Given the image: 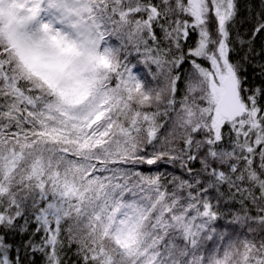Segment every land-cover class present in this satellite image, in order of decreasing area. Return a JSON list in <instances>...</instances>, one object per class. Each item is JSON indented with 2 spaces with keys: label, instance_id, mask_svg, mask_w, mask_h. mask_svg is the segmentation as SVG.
<instances>
[{
  "label": "snow or ice",
  "instance_id": "6c2138e0",
  "mask_svg": "<svg viewBox=\"0 0 264 264\" xmlns=\"http://www.w3.org/2000/svg\"><path fill=\"white\" fill-rule=\"evenodd\" d=\"M0 264H264V0H0Z\"/></svg>",
  "mask_w": 264,
  "mask_h": 264
},
{
  "label": "trees",
  "instance_id": "16d2710c",
  "mask_svg": "<svg viewBox=\"0 0 264 264\" xmlns=\"http://www.w3.org/2000/svg\"><path fill=\"white\" fill-rule=\"evenodd\" d=\"M242 2H243V0H242Z\"/></svg>",
  "mask_w": 264,
  "mask_h": 264
}]
</instances>
